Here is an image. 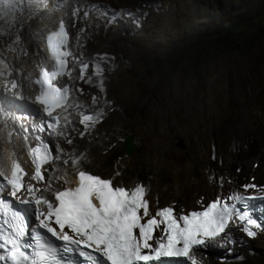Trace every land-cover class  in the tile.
<instances>
[{
	"label": "bare ground",
	"instance_id": "6f19581e",
	"mask_svg": "<svg viewBox=\"0 0 264 264\" xmlns=\"http://www.w3.org/2000/svg\"><path fill=\"white\" fill-rule=\"evenodd\" d=\"M91 1H94V4H91ZM100 1L102 0H67V3H64L63 0H48V9L41 12L38 16L28 19L21 18L20 22L13 25L10 34L5 32L0 37V61H3L7 65V69L4 70L5 75L0 76V106L8 113L4 117L7 127H5L4 123H0V156L3 155L0 169H3L7 174L10 168V152L14 148L22 167L27 172L32 173L34 165L29 155V150L41 142H50L52 137L53 139L57 138L55 141L60 152L57 153L56 151L55 153L56 155H60V161L54 160L53 164L46 168L54 169V167H57L56 162L59 161L60 163L62 161L60 165L62 169L58 171L59 173L56 172V175L66 178L69 184L64 185V179H61L59 182H53L54 188L59 189L62 186H72L76 183L75 175L71 174L70 157L82 155L84 158L80 161V166L84 169L89 166L86 170H89L91 174H98L102 178H111L114 185H123L126 188H134L138 184L146 186L148 188L146 198L149 200L150 211L153 214L157 209L169 206L184 212L202 209L209 201L213 200V194L217 199L224 198L216 194L217 191L222 193L223 190L220 189L222 187L229 192L225 197L227 198L230 194L244 191L243 186L245 185L262 184L264 181V136L258 137L259 142L250 135L244 136V140L239 141L238 137L243 139V135L245 134L244 123L238 124L236 130L240 128V131H234V137L230 139L216 129L213 130L212 134H203L200 131V127L203 128L206 120H198V123H196L198 126L196 129L197 138L195 140L189 138L187 150L182 153L172 149V134L168 130L166 121L161 119L145 120L139 116L133 117L134 110L131 108H121L117 113L109 114L103 123H96L94 126L85 128L84 124L81 123L84 114L94 115L98 112H103L106 106L105 100H118L125 97L129 87L127 83L118 79L114 72L110 71L112 66L115 65L114 61L109 66V69H107L106 63H104L110 60L112 56L111 51L113 52L116 47L121 48L120 53L124 52L126 48H124L125 46L122 47L120 42L126 44V40L128 39L121 34L115 35L116 29L113 28L114 26L112 27L111 23L117 14L106 17L108 19L104 18L107 14L104 12L105 10L99 9L102 6V2ZM106 3L110 5L114 4V11L119 13V15L128 6L127 0H106ZM86 6L91 8L87 19L82 15L86 10H82V8ZM76 9L80 10L79 15H73V11ZM67 16L72 20V26L69 28L71 33L69 47L77 60L88 63L86 59L90 57L93 59V56L97 55L103 62L95 59L93 68L88 72V74L92 75L93 83L83 81L82 84L85 83V89L78 87L77 89L82 91L76 90V96L72 93V97L69 100L72 106L67 108L66 111H61L59 130L63 132V135L50 131L40 133L39 125L44 122L45 115L43 108L35 103L38 87L32 84L31 80L37 77L40 66L46 65V62L53 68L46 48V34L57 28L60 19L69 24V20L65 19ZM83 24L89 27L87 34L83 36L89 39V48L83 47L80 39V36L83 35L81 31H73V29ZM74 36L77 41H80L78 48L73 42ZM112 37L114 38L111 39ZM69 60L71 62L69 69L72 70V78L64 76L62 80L64 84H68V80H75L77 73L79 75V69L76 68L79 63L72 58H69ZM97 63L103 69L101 77L93 75ZM11 64L21 72L19 82L23 87L18 88V90L22 93L23 99L28 101L26 105L15 104L12 99L14 90H10V88L5 86L8 82L16 80L13 70L10 68ZM51 66L47 65L50 69ZM74 69L75 71H73ZM9 72L10 75L8 74ZM101 80L103 81V91L98 86ZM95 83L99 90H88V85ZM5 92H7V96ZM85 93L89 99L88 101L91 103L90 109L81 100ZM93 97L97 98L96 104L93 103ZM142 99L144 98L141 96ZM142 103H139L137 106ZM78 104L82 106L79 107L80 109H84L82 112L76 109ZM11 109L16 110L17 115H19L17 121L14 115L15 111L12 112ZM151 110L150 107L146 106L142 112L148 113ZM64 117H67L66 121ZM18 119L21 122H18ZM79 129L83 132L81 136L79 135L80 133H77ZM122 129H126L124 132L125 138H131L135 146V151L130 155L125 150V143L124 145L121 143L118 147L113 146L116 139L115 136ZM9 131L12 132L11 144L6 142ZM76 133L80 136L78 138L82 145L79 148L71 145L67 147V144H69L67 141L71 140L72 144L71 138ZM92 135L107 145L102 149L99 144H95L102 151L101 155H98V152L90 150L92 142L89 138ZM61 139H64V144L61 143ZM239 144L242 145L241 148H239ZM108 145L112 147L109 148ZM51 149L55 151L57 148L52 146ZM105 150L108 153L104 154ZM212 158H214L216 163L211 160ZM240 158H246L247 162H240ZM64 160H69V164L66 165ZM249 160H257L259 162L257 168L255 166L254 168L251 167ZM93 168H95V171H92L94 170ZM145 172L148 175L141 174ZM46 173L51 175V172ZM66 173H68L67 176L65 175ZM139 174L141 175L137 179ZM25 178L29 179V177ZM130 178L132 180L127 182ZM140 179H144V181H140ZM30 182L36 183V181ZM179 205L182 208L178 209ZM261 222H264V220ZM225 232L231 234L230 236L235 243L221 242L220 238L210 242V247L202 249V252L205 254L203 257L204 264H215L218 262L219 264H224L229 262V260H232L231 264H262L260 259L264 256V231H258L255 237H247L244 235L241 227L230 223ZM241 237L245 241H248V246L251 243L244 250L249 254L248 256H250L251 260L235 259L238 258V255L236 256V248L239 246L243 247L246 243L241 240ZM213 259H215V262Z\"/></svg>",
	"mask_w": 264,
	"mask_h": 264
},
{
	"label": "snow or ice",
	"instance_id": "6c2138e0",
	"mask_svg": "<svg viewBox=\"0 0 264 264\" xmlns=\"http://www.w3.org/2000/svg\"><path fill=\"white\" fill-rule=\"evenodd\" d=\"M63 2L67 3V0ZM48 7V0H0V35L5 32L10 34L13 25L21 18L38 16ZM79 11L74 10L73 15H79ZM84 15L87 17L88 13ZM69 28L70 25L60 19L57 28L48 34L47 46L54 67L50 69L41 65L37 77L31 80L32 84L38 86L35 101L43 106L44 112L51 118L47 127L58 135H63L59 130L61 111L72 106L69 100L73 90L58 82L63 76L72 78L69 58L79 63L76 79L93 83L92 75L88 74L89 64L77 60L69 47ZM5 69L7 65L0 61V76L5 75ZM102 74L103 69L97 63L93 75L101 77ZM5 86H10V90L23 87L17 80ZM98 86L103 91L102 80ZM92 100L96 103L97 98L93 97ZM6 115L8 113L0 106V123H4L5 127ZM102 116V111L94 115L84 114L81 123L89 128L99 123ZM64 119L66 121L67 117ZM39 130L44 131L43 124ZM6 142L12 143L11 131ZM67 142L71 143V140ZM56 151L60 152L58 146ZM29 155L34 165L32 173L22 167L14 148L10 152L7 174L0 169V177H3V181H0V249L5 253L0 255V261L7 264H79L73 260V254L83 257L85 264H150L161 261V258L173 257L186 258L189 264H204L202 249L210 247V242L220 238L221 242L235 243L225 232L230 222L239 221L242 231L249 237L264 231V222L251 214L250 207V201L264 199V196L234 193L227 201L217 199L202 211L184 214L169 206L157 209L153 214L146 198L148 188L143 184L134 188L114 185L111 178H102L82 168L80 161L84 157L81 155L70 157L71 174L76 176V183L57 189L53 187L54 181L64 179V185H68L69 181L56 175L55 169L44 166L59 160L60 155L53 156L52 150L44 142L32 147ZM64 163L69 164V160H64ZM46 172H51L47 178ZM25 177H29V180H25ZM243 187L247 192L257 186ZM5 191L21 204L35 206L38 228L44 232L30 228L27 213L17 209L12 201L3 199ZM259 191L264 193V186ZM48 192L52 193L54 199L44 195ZM157 231L159 235H156ZM56 241L62 243L57 244Z\"/></svg>",
	"mask_w": 264,
	"mask_h": 264
},
{
	"label": "rangeland",
	"instance_id": "374dc122",
	"mask_svg": "<svg viewBox=\"0 0 264 264\" xmlns=\"http://www.w3.org/2000/svg\"><path fill=\"white\" fill-rule=\"evenodd\" d=\"M127 1L128 6L122 10L121 15L114 11V4L110 5L106 3V0L100 1L102 6L99 9L105 10L107 14L104 18L117 14L111 23L116 29L115 35L121 34L128 39L126 40L127 45L120 42L126 50L120 53L121 48L116 47L113 52L111 51L110 60L104 63L109 69L114 61L115 65L110 71L114 72L117 78L127 83L129 87L125 97L118 100H105L104 115L99 123H103L109 114L117 113L121 108L134 110L133 117L139 116L145 120L161 119L167 122L168 130L172 134V149L180 153L187 150L189 138L192 140L197 138L196 123L204 119L206 121L203 128L200 127L203 134H212L216 129L231 139L236 131H240V128L236 130L238 124L244 123L245 134L243 139L238 137V140L243 141L244 136L250 135L259 142L258 137L264 136V21L260 19L264 0ZM91 4H94V1H91ZM83 9L91 10L89 6ZM216 10L224 18L225 26L229 24L228 19L231 18L248 24L245 39L241 44L218 45V40H216L218 36L215 34L218 23H214L212 18V13L216 14ZM65 19L69 20L72 26V20L68 16ZM88 29L89 27L84 24L73 29L83 34L80 39L84 48H89V39L83 37ZM2 36L3 34L0 35ZM73 42L77 48L80 46V41H77L75 36ZM95 59L103 62L97 55H94L93 59L92 57L86 59L89 64L88 72L93 68ZM10 68L16 80L19 81L21 72L12 64ZM76 68L79 69V64ZM83 81L79 80V83L82 84ZM68 84L72 90L75 89V80H68ZM87 88L88 90H99L96 83L88 85ZM17 93H20V96ZM141 96L144 99L141 100ZM82 97L81 100L90 109L91 103L86 93ZM12 99L18 105H26L28 102L23 99L18 89L14 90ZM141 102L143 103L137 106ZM95 104L92 105L96 106ZM80 106L78 104L76 109L82 112L84 109H80ZM146 106L152 109L148 113L142 112ZM11 111H15L17 121L19 115L16 110L11 109ZM18 122L21 120L18 119ZM125 131L126 129H122L115 136L113 146L118 147L121 143L124 145ZM77 133H80V136L83 134L81 129ZM77 133L71 138L72 144L65 143L67 147L71 145L79 148L82 145ZM55 139L57 138L52 137L49 143L57 148ZM63 140L61 139L62 144L65 142ZM89 140L92 142L90 150L101 155L102 151L95 144H99L102 149L107 145L94 135ZM238 146L242 147L241 144ZM108 147L112 146L108 145ZM55 152L56 150L54 151L56 155ZM103 153L106 154L108 151L105 150ZM211 160L215 162L214 158ZM1 161L3 162V155L0 156V163ZM59 161L56 162L57 167H54L56 172L62 169L60 167L62 161L60 163ZM239 161L247 162V159L240 158ZM249 161L251 167L257 168L259 164L257 160ZM93 169L92 171H95V168ZM141 174L148 175L146 172ZM47 176L49 173H46V178ZM141 179L140 181H144ZM130 180L132 179L130 178L127 182ZM220 189L223 190L222 193L217 191L216 194L225 198L229 193L228 190L224 187ZM213 195L212 199H217ZM173 208L177 212L186 213V211ZM177 208L182 207L179 205ZM228 235L231 234L228 233ZM241 240L245 241L242 237ZM245 242L243 247L236 248L238 258L234 257L235 259L251 260L249 254L244 251L251 243L248 246V241ZM213 261L215 262V259ZM230 262L232 260L224 264H231ZM260 262L264 264V256L261 257Z\"/></svg>",
	"mask_w": 264,
	"mask_h": 264
},
{
	"label": "trees",
	"instance_id": "16d2710c",
	"mask_svg": "<svg viewBox=\"0 0 264 264\" xmlns=\"http://www.w3.org/2000/svg\"><path fill=\"white\" fill-rule=\"evenodd\" d=\"M216 12V14L212 13V18L214 23H218L215 33L218 36L216 38V40H218V45H227V43H232V46H235L241 44L245 39L246 30L249 27L248 24L231 18L228 19L229 24L225 26L223 24L224 18L222 15L218 14V10H216ZM260 19H263L264 21V6L262 7V11L260 13Z\"/></svg>",
	"mask_w": 264,
	"mask_h": 264
},
{
	"label": "clouds",
	"instance_id": "9594fccd",
	"mask_svg": "<svg viewBox=\"0 0 264 264\" xmlns=\"http://www.w3.org/2000/svg\"><path fill=\"white\" fill-rule=\"evenodd\" d=\"M89 12V15H90V10H85L83 13H82V15H83V17H84V13L85 12ZM89 17V16H88ZM85 18V17H84ZM85 19H87V18H85ZM49 34V33H48ZM48 34H46V37H47V35ZM70 38H71V33H70ZM47 42V38H45V43ZM46 48H47V52H48V55H49V50H48V46H47V43H46ZM50 57V56H49ZM50 60H51V58H50ZM70 61V60H69ZM51 62H52V60H51ZM52 64H53V62H52ZM70 64H71V62H70ZM63 78L64 77H61L59 80H58V82L59 83H61L62 82V80H63ZM64 85H66V84H64ZM68 85H70V84H68ZM71 87V86H70ZM38 105V104H37ZM40 106V105H39ZM60 111V110H59ZM44 115H45V112H44ZM47 118V116L45 115V119ZM44 119V120H45ZM43 123V122H42ZM49 144V143H48ZM50 145V147H52L51 145L52 144H49ZM52 150V149H51ZM52 152H53V150H52ZM54 153V152H53ZM53 164V163H52ZM49 166V165H48ZM46 168V167H45ZM45 177H46V173H45ZM25 180H27L26 178H25ZM264 180V179H263ZM37 183V182H36ZM36 183H33V184H36ZM251 185H256L257 187H256V189H249L245 194H242V195H245V196H249V195H251V196H256L257 197V195H259V194H264V193H262V192H260L259 191V188L261 187V186H264V181H263V183L262 184H251ZM37 186H41V185H37ZM245 192V190L244 191H240V194L241 193H244ZM230 195H232V194H230ZM230 195H228L227 196V198L230 196ZM54 198V197H53ZM52 198V199H53ZM227 198H222L221 200H225V201H227ZM217 200V199H216ZM213 201H215V200H211V201H209L207 204H206V206L209 204V203H212ZM255 201H256V199H254V200H252L251 202L252 203H255ZM203 209V208H202ZM197 210H200V209H197ZM197 210H190V211H197ZM190 211H188V212H186V213H184V214H187V213H189ZM262 220H264V218H260L259 219V221H262ZM238 226V225H237ZM244 233V232H243ZM244 235L245 236H247L245 233H244ZM247 237H249V236H247Z\"/></svg>",
	"mask_w": 264,
	"mask_h": 264
},
{
	"label": "water",
	"instance_id": "95a60500",
	"mask_svg": "<svg viewBox=\"0 0 264 264\" xmlns=\"http://www.w3.org/2000/svg\"><path fill=\"white\" fill-rule=\"evenodd\" d=\"M125 150L129 155L135 151V146L133 145L131 138L125 140Z\"/></svg>",
	"mask_w": 264,
	"mask_h": 264
},
{
	"label": "flooded vegetation",
	"instance_id": "af4514ba",
	"mask_svg": "<svg viewBox=\"0 0 264 264\" xmlns=\"http://www.w3.org/2000/svg\"><path fill=\"white\" fill-rule=\"evenodd\" d=\"M47 65L51 66L49 63L46 62V66H47ZM51 68H52V66H51ZM77 76H78V73H77ZM75 81H76V87H75V89H73V91H74L73 93H74V94H75V92H76V90H77L78 87L85 88V87H84V84H85V83L80 84V83H79V79H76V75H75ZM61 83H62V82H61ZM77 83H78V84H77ZM62 84H64V83H62ZM74 96H76V94H75ZM49 194H50V195H49ZM44 195H46V194H44ZM47 195H48V196H47ZM47 195H46V196H47L49 199H50V197H51V199L53 198V195H52L51 192H49ZM51 195H52V196H51Z\"/></svg>",
	"mask_w": 264,
	"mask_h": 264
}]
</instances>
